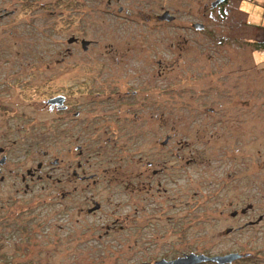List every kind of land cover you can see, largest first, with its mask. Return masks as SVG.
Here are the masks:
<instances>
[{"label": "rangeland", "instance_id": "rangeland-1", "mask_svg": "<svg viewBox=\"0 0 264 264\" xmlns=\"http://www.w3.org/2000/svg\"><path fill=\"white\" fill-rule=\"evenodd\" d=\"M32 1L0 0L15 10L0 18V264H153L189 252H248L229 264H264V50L255 47L264 31L250 26L264 0H230L208 18L213 0H177L184 19L191 8L203 24L191 42L151 37L146 55L126 59L110 50L115 15L104 4L80 0L64 23ZM72 34L95 42L82 50L66 41ZM176 44L191 52L172 55ZM114 90L130 93L117 101ZM55 92L66 110L45 105ZM126 149L145 165L130 164ZM156 159L173 166L162 184L146 167ZM93 172L95 183L78 177ZM92 200L100 209L90 215ZM114 221L121 228L105 233Z\"/></svg>", "mask_w": 264, "mask_h": 264}, {"label": "flooded vegetation", "instance_id": "flooded-vegetation-1", "mask_svg": "<svg viewBox=\"0 0 264 264\" xmlns=\"http://www.w3.org/2000/svg\"><path fill=\"white\" fill-rule=\"evenodd\" d=\"M32 1V0H31ZM242 0H239V4ZM94 2L98 4H104L106 8L112 12L115 15V18H113L115 21L111 23L113 19H110L107 23V30L109 31V38L111 39V42L109 43L110 50L113 51V57H118L122 59L130 58V57H137L140 55H146V43L148 38L155 37L154 41L155 43H166L171 48L174 46V43L182 42L183 44H187L188 42H191L192 40V33L195 30H201L203 28V24L200 22L193 21V13L191 8H187L186 11L183 12L185 14V19L182 17V13L179 11V7L176 4L177 0H95ZM230 0H213L210 2L208 6L204 5L203 10L201 12V16L204 18V16L211 17L212 14L215 12L216 15L220 16L221 14H225L226 10L223 9V6H225L227 3H229ZM34 6V2L32 1L31 7ZM46 6L49 7L52 11H50L51 14L54 13V11H58L60 15H62V21H66L65 12L67 10H76L78 12V8H81L83 4L80 2V0H46L44 3L37 4L35 7H41ZM51 6V7H50ZM30 8V7H29ZM157 10V11H156ZM156 11V12H155ZM15 12L14 9L5 10L4 8L0 9V18L7 16L9 14H13ZM133 16L137 18H132ZM78 17V16H77ZM76 24H78V20L76 18ZM65 23V22H64ZM64 26V24H61ZM68 39H71L70 42H68ZM86 40L88 41L86 48L94 43L95 41L80 38L77 36H74L73 34L70 35L66 41L74 45L78 48V45L81 46L80 41ZM146 42V43H145ZM121 43V44H119ZM123 45V47L121 46ZM174 47V49L170 53L174 56H181L185 52L190 53L191 49L187 47H184L183 45H178ZM70 53L68 49H65L63 52V55L59 58H56L54 60L57 64H63L64 60L67 56V54ZM130 56V57H129ZM157 64L161 66V62L157 61ZM170 69V68H168ZM166 69L161 66L159 69H157L156 74L161 75L162 71H165ZM132 93H136V90H132ZM130 93L128 90H114L110 95L116 96V100L118 101L120 97L127 96ZM62 96L63 101L62 103H59L58 97ZM51 99H54V102H50ZM45 105L50 110L55 111H64L67 109V98L65 94H62L61 92H55L50 94L48 97L45 98L44 101ZM157 105L158 109L156 110L158 113L156 115V119L160 120L159 128H161L162 124V111H161V103L158 102ZM115 105H110L108 107V111L115 110L113 107ZM131 106V105H130ZM116 111V110H115ZM119 108L118 111L119 112ZM126 111L129 110L126 109ZM78 114V112H75V116ZM134 120H137L140 118V113L134 112L132 114ZM117 118H119L117 116ZM161 133V132H160ZM172 134H165V142L164 140H159V146L163 145L166 147L168 142L173 137ZM2 148V147H1ZM3 149V148H2ZM79 149V153L81 154V150ZM160 151H162V147H159ZM170 150L171 155H178V152H176L178 149H176L174 152L173 147L168 148ZM4 150V149H3ZM3 150L0 153L1 157L5 156L3 154ZM130 150H125V159L129 161L131 164L132 162H136V164L139 166H144L145 162L142 161V157L138 156L136 157V160L134 157L131 156V154H127ZM159 154V153H158ZM0 157V158H1ZM6 158V157H5ZM6 161V159H5ZM57 160H55V163ZM155 163V166L153 164ZM5 163V162H4ZM3 163V164H4ZM2 164V165H3ZM147 168L151 171L153 174H158L160 176V184L166 179L170 180L172 178V169L173 166L171 163L168 164L167 160L165 159H156L155 161L149 160L147 161ZM42 168V164L40 163L39 167H36L35 169H27L26 174L27 176H24V174H21V180L25 181L26 177L28 179H33L35 175V171H39ZM165 175V171H168ZM29 170V171H28ZM142 175L141 170H137L135 177L139 178ZM37 178L40 176L37 174ZM99 173L93 172L88 175H78V177L81 180L85 181H91L92 183H95L98 180ZM2 180V179H1ZM25 188H28V184L25 182ZM64 196V195H62ZM91 205L89 207H86V213L87 214H94L100 209V204L96 202L95 200L90 201ZM95 205H97V208L92 209ZM130 215H127L126 218H128ZM235 217V216H234ZM121 225H118L116 227L115 221L112 222L110 225H105L104 232L108 233L111 231H115L116 229H120Z\"/></svg>", "mask_w": 264, "mask_h": 264}, {"label": "water", "instance_id": "water-1", "mask_svg": "<svg viewBox=\"0 0 264 264\" xmlns=\"http://www.w3.org/2000/svg\"><path fill=\"white\" fill-rule=\"evenodd\" d=\"M71 39H68V42H70ZM81 48L82 50L86 49L88 41L86 40H81ZM54 99H51L50 102H54ZM59 103H62L63 97L59 96L58 97ZM165 142V140H164ZM2 148L0 147V152H2ZM5 156H2L0 158V165H2L5 162ZM40 166V163L37 164V167ZM29 171V170H28ZM2 179V176H0V180ZM97 208V205H95L92 209ZM251 208V205L248 204L245 208L241 210V213L246 212L247 209ZM237 214L236 210H233L230 213V216H235ZM259 217L258 219H260ZM248 224H252V222H248ZM232 231V228H227L225 230L226 233H229ZM240 258V254H237L236 252H228L224 254H212V255H206L203 253H194V252H189V253H182L174 258L171 259H164L160 258L158 260H155L153 264H201L204 262H212L215 264H229L235 260ZM138 264H150L149 262H140Z\"/></svg>", "mask_w": 264, "mask_h": 264}, {"label": "trees", "instance_id": "trees-1", "mask_svg": "<svg viewBox=\"0 0 264 264\" xmlns=\"http://www.w3.org/2000/svg\"><path fill=\"white\" fill-rule=\"evenodd\" d=\"M255 47L257 49H260V50H264V40L263 41H260V42H255ZM237 254H240V258L241 257H244V256H248V252L247 253H240V252H236ZM239 259V258H238Z\"/></svg>", "mask_w": 264, "mask_h": 264}, {"label": "crops", "instance_id": "crops-1", "mask_svg": "<svg viewBox=\"0 0 264 264\" xmlns=\"http://www.w3.org/2000/svg\"><path fill=\"white\" fill-rule=\"evenodd\" d=\"M243 1H244V0H242L240 4H242ZM262 25H263V26H262ZM250 26L253 27L254 29L259 30V31H261V30L264 31V21H263V19L261 20V23H260V24H250ZM263 33H264V32H263ZM263 33H262V34H263ZM263 36H264V35H262V39L264 38Z\"/></svg>", "mask_w": 264, "mask_h": 264}, {"label": "built area", "instance_id": "built-area-1", "mask_svg": "<svg viewBox=\"0 0 264 264\" xmlns=\"http://www.w3.org/2000/svg\"><path fill=\"white\" fill-rule=\"evenodd\" d=\"M262 19H263V21H264V12H263V16H262Z\"/></svg>", "mask_w": 264, "mask_h": 264}]
</instances>
